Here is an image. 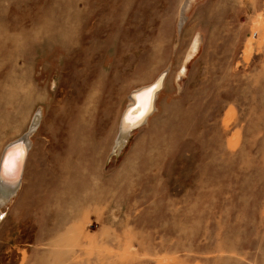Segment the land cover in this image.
Segmentation results:
<instances>
[{
	"label": "rangeland",
	"instance_id": "1",
	"mask_svg": "<svg viewBox=\"0 0 264 264\" xmlns=\"http://www.w3.org/2000/svg\"><path fill=\"white\" fill-rule=\"evenodd\" d=\"M184 2L0 0V264H264V0Z\"/></svg>",
	"mask_w": 264,
	"mask_h": 264
},
{
	"label": "bare ground",
	"instance_id": "2",
	"mask_svg": "<svg viewBox=\"0 0 264 264\" xmlns=\"http://www.w3.org/2000/svg\"><path fill=\"white\" fill-rule=\"evenodd\" d=\"M191 0H185L182 7V14L188 7ZM183 23V22H182ZM200 37V36H199ZM192 48V52L197 49V46ZM183 68L181 72H184ZM166 71L160 73L158 77L147 85L132 91L131 100L128 103L126 109L123 112L120 133L115 141V147L120 149L121 145L130 132L142 124H144L148 117L156 109V96L164 82ZM42 117V111L39 109L33 116L29 131L26 137H21L15 141L9 143L0 158V207L9 201L12 197L16 196L20 185L22 183V170L25 163L26 152L30 146V135L37 129L40 119ZM26 135V134H25ZM21 158V159H20ZM5 161L8 163L5 164ZM15 161L13 166L12 162ZM0 213H3L0 211Z\"/></svg>",
	"mask_w": 264,
	"mask_h": 264
},
{
	"label": "crops",
	"instance_id": "3",
	"mask_svg": "<svg viewBox=\"0 0 264 264\" xmlns=\"http://www.w3.org/2000/svg\"><path fill=\"white\" fill-rule=\"evenodd\" d=\"M22 180H23V179H22ZM22 189H23V181H22V183H21V185H20V188H19V190H18L16 196H18L19 191H21Z\"/></svg>",
	"mask_w": 264,
	"mask_h": 264
},
{
	"label": "snow or ice",
	"instance_id": "4",
	"mask_svg": "<svg viewBox=\"0 0 264 264\" xmlns=\"http://www.w3.org/2000/svg\"><path fill=\"white\" fill-rule=\"evenodd\" d=\"M7 163H8V162H7V161H5V164H7ZM12 164H13V166H14V164H15V161H13V162H12Z\"/></svg>",
	"mask_w": 264,
	"mask_h": 264
},
{
	"label": "water",
	"instance_id": "5",
	"mask_svg": "<svg viewBox=\"0 0 264 264\" xmlns=\"http://www.w3.org/2000/svg\"><path fill=\"white\" fill-rule=\"evenodd\" d=\"M21 159V158H20Z\"/></svg>",
	"mask_w": 264,
	"mask_h": 264
}]
</instances>
